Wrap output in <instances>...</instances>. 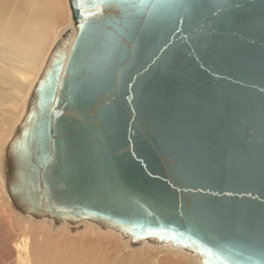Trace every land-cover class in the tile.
<instances>
[{
  "label": "water",
  "instance_id": "water-1",
  "mask_svg": "<svg viewBox=\"0 0 264 264\" xmlns=\"http://www.w3.org/2000/svg\"><path fill=\"white\" fill-rule=\"evenodd\" d=\"M68 2L0 156L10 212L264 264V0Z\"/></svg>",
  "mask_w": 264,
  "mask_h": 264
},
{
  "label": "rangeland",
  "instance_id": "rangeland-1",
  "mask_svg": "<svg viewBox=\"0 0 264 264\" xmlns=\"http://www.w3.org/2000/svg\"><path fill=\"white\" fill-rule=\"evenodd\" d=\"M27 1L0 0V14L3 15V17L0 16V32L3 31L4 27L2 26L6 25L5 32L8 37L14 35L22 40L28 38L23 28L26 21L32 20L33 9L32 7L28 8ZM38 1L41 6L36 12L42 11L41 14L45 19L43 22L48 23V31L45 34L47 37L44 36L42 43L34 48L33 52L36 51L34 54L35 66L32 65L33 68L27 71L25 78L20 82L19 91L13 93V96L7 90L11 84H6L12 83L13 74L9 73L4 79H0V153L7 142L10 130L19 121L27 91H29L44 60L48 57L58 32L68 25V15L71 10L65 0H35V2ZM53 6L55 9H52ZM0 193H2L1 189ZM2 194H0V264H21L20 259L24 260V257H27L31 264H43L45 258L51 261L64 259L65 263L67 259L81 264H198L197 260L191 258L187 253H177L176 255V252L151 247L131 250L122 243L120 237H117L115 233L95 231L94 228L89 230L88 226L86 229L83 226L78 229L73 227L74 231L71 228L69 230H62V228L52 230L44 224L32 226L33 228L29 225L21 226L19 221H15L10 216V209L6 206ZM26 240H29L27 249L24 247ZM183 254L185 255L182 256ZM27 260L23 263H26Z\"/></svg>",
  "mask_w": 264,
  "mask_h": 264
},
{
  "label": "bare ground",
  "instance_id": "bare-ground-1",
  "mask_svg": "<svg viewBox=\"0 0 264 264\" xmlns=\"http://www.w3.org/2000/svg\"><path fill=\"white\" fill-rule=\"evenodd\" d=\"M65 2H67L68 3V6H69L68 0H65ZM27 6H28V8L29 7H32V9H33V12H32L33 16H32V20L31 21L30 20L26 21V23L24 25V28H23V31L25 32V35L26 36L28 35V38L26 40H22V39L14 36V35L8 37L6 35L7 32H5L6 25L5 26H2L4 28H3V31L0 32V79L1 80L4 79V77L7 74H9V73H11V75L13 74V77H11L12 78V83H6L7 85H10L11 84V86L7 89L8 91H10V94H12L11 96H13V93H16V92L19 91V89H20V82L25 78V76L27 74V71H29L30 68H33L31 66L35 64V55L34 54H36V51L33 52L34 51V48L38 47L39 44L42 43L41 41H42L43 37L46 36L45 35L46 34V31H48V23L43 22L45 19H44V16L41 14L42 11L41 12L40 11L39 12H36L37 10L40 9V6H41L39 4V1L38 2H35V0H28L27 1ZM54 7L55 6H53L52 9H55ZM0 16L3 17V15H1V14H0ZM68 16H69V21H68V25H66L67 26L66 28L67 29H72L73 32H74V34H75L76 33V30H75L74 23H73V20H72L71 12H70V14ZM1 17H0V20H1ZM0 24H1V21H0ZM66 28H64L63 30H60L58 32V35H57V37L55 39V42L67 30ZM46 59L44 60V62L42 64V67L40 68L39 72L37 73V76L35 77V80L33 81V83L31 85L29 91H27L28 93H27L26 97L24 98L23 107H22V111H21V114H20L19 121L10 130V133H9L7 139H6L7 142L10 140V138H11L13 132H14V129H15L16 125H18V123L22 119V116H23V114L25 112V109H26V105H27V101H28V98H29V94L31 92V89L34 87V84L38 80L39 74H40L42 68L44 67V64L46 62ZM4 90H6V89H4ZM10 98L12 99V97H10ZM1 154H2V150H1L0 155ZM0 189H1L2 193H3V194L2 193H0V194H2L4 196L5 201H6V206L8 207V209H10L9 208L8 197H7L6 192H5L4 183H3V179H2V175L1 174H0ZM3 196H2V198H3ZM10 216H12V218H14L15 221H19V223H20L21 226L29 225V227H31V228H33L32 226H36V225H40V224L47 225L52 230H57V229H61V228H62V230H64V229H68L69 230L70 228L71 229L73 228V226L69 225L67 222H64V223H62V224H60L58 226H55L54 225V222L51 221V220H48V219H43V220L37 222V221L33 220L32 218H29L28 220H26V219H24V218H22L20 216H16V215L12 214V213H11ZM80 226H83L85 229L88 226L89 230H91V228L92 229L94 228L95 231H99V230L100 231H103L102 229H100L99 227H97L95 224H93L91 222H83V223H81V224H79V225H77L75 227H77V229H78ZM41 228H43V227H41ZM44 228H46V227H44ZM110 231L113 232V233H115L112 230L103 231V232L110 233ZM115 234L117 235V237H120L122 243L125 244L131 250H135V249H138L140 247H146V248L147 247H151L153 249L154 248L166 249L168 252L169 251L170 252L172 251L174 253L176 252V255H177V253H186L182 249H172V248L166 247V246H154V245H150L148 243L143 244V245L138 246V247H131L129 239L124 240L122 238V235L121 234H117V233H115ZM28 241L26 240V242L24 244V247L26 249H27V246H29ZM24 252H23V254H24ZM65 255H66V253H65ZM184 255L185 254H183L182 256H184ZM190 257H188V258H190ZM191 258L197 260L198 264H201L198 257H195L194 256V257H191ZM23 259L24 260H21L20 259L21 264H31V262L29 260H27V257H24ZM25 260H27L26 263H23ZM66 263L67 264H81V263L71 262V261H69L67 259H66ZM66 263H65L64 259H62V261L60 259H56V260L51 261V260H48V259L45 258V260L43 261V264H66ZM194 264H196V263H194Z\"/></svg>",
  "mask_w": 264,
  "mask_h": 264
},
{
  "label": "snow or ice",
  "instance_id": "snow-or-ice-1",
  "mask_svg": "<svg viewBox=\"0 0 264 264\" xmlns=\"http://www.w3.org/2000/svg\"><path fill=\"white\" fill-rule=\"evenodd\" d=\"M78 6L83 8V7H86L87 5H85L83 3H80V4H78ZM93 6H96L95 3H94V0H93Z\"/></svg>",
  "mask_w": 264,
  "mask_h": 264
}]
</instances>
